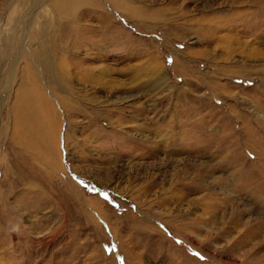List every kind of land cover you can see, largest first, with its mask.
<instances>
[{"label":"rangeland","instance_id":"1","mask_svg":"<svg viewBox=\"0 0 264 264\" xmlns=\"http://www.w3.org/2000/svg\"><path fill=\"white\" fill-rule=\"evenodd\" d=\"M0 264H264V0H0Z\"/></svg>","mask_w":264,"mask_h":264},{"label":"bare ground","instance_id":"2","mask_svg":"<svg viewBox=\"0 0 264 264\" xmlns=\"http://www.w3.org/2000/svg\"><path fill=\"white\" fill-rule=\"evenodd\" d=\"M62 14L66 13L67 10L66 9H63V10H60ZM243 206H246L245 204H243ZM248 211V210H247Z\"/></svg>","mask_w":264,"mask_h":264}]
</instances>
